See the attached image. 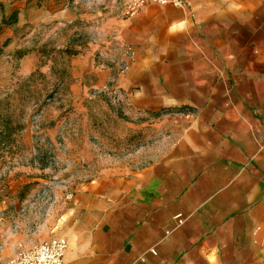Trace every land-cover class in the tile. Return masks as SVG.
<instances>
[{"label":"crops","instance_id":"crops-1","mask_svg":"<svg viewBox=\"0 0 264 264\" xmlns=\"http://www.w3.org/2000/svg\"><path fill=\"white\" fill-rule=\"evenodd\" d=\"M110 25L132 51L129 110L163 111L174 138L80 188L64 264H264V0L148 4Z\"/></svg>","mask_w":264,"mask_h":264},{"label":"rangeland","instance_id":"rangeland-1","mask_svg":"<svg viewBox=\"0 0 264 264\" xmlns=\"http://www.w3.org/2000/svg\"><path fill=\"white\" fill-rule=\"evenodd\" d=\"M126 1L0 0V102L11 99L5 110L19 125L12 156L0 148L7 256L60 234L68 239L80 188L100 173L155 161L173 141L163 111L131 112L118 90L129 59L110 21L125 18ZM96 69L110 70L101 88Z\"/></svg>","mask_w":264,"mask_h":264},{"label":"built area","instance_id":"built-area-1","mask_svg":"<svg viewBox=\"0 0 264 264\" xmlns=\"http://www.w3.org/2000/svg\"><path fill=\"white\" fill-rule=\"evenodd\" d=\"M148 4L159 6H177L185 5L184 0H127L124 5L123 13L125 17H131L141 8ZM124 48V54L130 60L132 51L129 47ZM176 226H181L184 223V218L181 214L174 216ZM68 248V240L64 235L51 237L47 241L41 242L29 249L17 248L9 256L5 263H2L3 245L0 244V264H64V256ZM150 253L155 255V250H150Z\"/></svg>","mask_w":264,"mask_h":264},{"label":"trees","instance_id":"trees-1","mask_svg":"<svg viewBox=\"0 0 264 264\" xmlns=\"http://www.w3.org/2000/svg\"><path fill=\"white\" fill-rule=\"evenodd\" d=\"M13 105L11 99H6L0 102V148L4 147L3 153L10 154L12 156V150L14 149L15 140L14 136L17 132L19 125L14 121V117L6 107Z\"/></svg>","mask_w":264,"mask_h":264}]
</instances>
